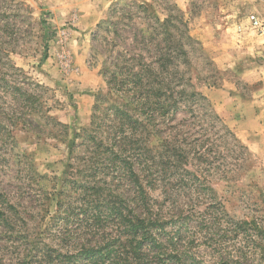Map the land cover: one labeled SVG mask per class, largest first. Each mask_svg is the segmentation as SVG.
I'll return each mask as SVG.
<instances>
[{"label":"rangeland","instance_id":"rangeland-1","mask_svg":"<svg viewBox=\"0 0 264 264\" xmlns=\"http://www.w3.org/2000/svg\"><path fill=\"white\" fill-rule=\"evenodd\" d=\"M130 1L0 0V192L22 210L23 227L40 234L44 244L64 251L68 237L82 229L77 228V212L69 215L68 222L61 213L65 204L59 211L56 193L63 188L69 164H82L93 148L87 141L73 146L74 125L78 131L89 127L94 111H99L103 126L98 138L120 131L113 115L104 117L110 100H117L115 94L109 95L104 75L107 55L114 48L107 27L111 22L116 29L123 27L115 37L117 49L133 47L135 27L112 19L119 14L112 8ZM138 1H147L155 9L175 3L202 47L193 52V63L202 75L216 70L218 85L195 79L208 98L207 112L199 107L193 112L179 111L167 119L162 132L174 139L177 129L183 130L189 143L205 152L206 159L189 165L204 168L202 178L208 183L202 191L204 197L197 198L196 209H188L190 195L182 186L169 189L173 183L156 176L150 189L165 215L175 213L179 205H188L184 206L186 212H194L182 229L184 241L195 255L190 264H223V257H235L237 249L255 236L236 235L227 223L213 224L204 212L206 204L199 208L198 201L207 203L215 196L223 201L231 223L257 218L264 229V117L257 111V103L251 105V100L259 98L260 88L264 89V36L247 23L252 12L264 15V0ZM214 113L232 133L221 127ZM55 119L68 125L67 130L56 125ZM146 132L145 142L139 143L157 148V135L149 129ZM211 161L214 164L209 166ZM134 169L142 173L138 163ZM98 175L110 181L113 172L102 166ZM70 201L78 204L73 195L66 197L67 206ZM174 224L169 220L162 239L174 233ZM5 231L0 224V264H20L27 250Z\"/></svg>","mask_w":264,"mask_h":264},{"label":"trees","instance_id":"trees-1","mask_svg":"<svg viewBox=\"0 0 264 264\" xmlns=\"http://www.w3.org/2000/svg\"><path fill=\"white\" fill-rule=\"evenodd\" d=\"M158 7L153 8L147 1L132 0L112 8L113 12L119 13L112 19L124 20L126 26L135 27L133 47L119 49L115 37L120 35L123 27L116 29L114 22L107 27L114 48L107 55L104 75L109 95L115 94L117 100H110L104 117L113 115L115 122L120 124V131L114 130L111 136L98 138L103 126L98 121L101 118L97 115L99 111H94L89 127L78 131L74 125L73 146L87 141L93 143V148L82 164H69L62 179L63 188L56 193L59 211L65 204L61 213L68 222L69 215L77 212V228L82 229L80 233L73 232L76 234L74 239L68 237L66 250L44 244L40 234L34 235L25 224L23 227L20 222L24 216L22 210L0 192V224L6 228L4 233L9 238H18L27 250L20 264H190V259H195L182 231L194 212H186L185 207L197 208V198L202 200V191L208 183L202 178L203 167L189 165L207 157L205 152L189 143L183 130L177 129L174 139L162 135V132L167 119L179 111L193 112L199 107L207 112L210 104L195 82L196 78L214 85L218 83L216 70L202 75L193 63V52L202 50V47L191 35L182 11L175 3ZM209 113L213 114V111ZM214 115L222 122L217 114ZM55 124L63 125L67 130L68 125L61 121L55 119ZM184 125L186 127L188 123ZM125 126L132 131L126 132ZM221 127L232 133L223 122ZM148 129L160 140L157 148L150 149L139 143L145 142ZM11 132L13 130L8 129V133ZM138 133L140 136L137 137ZM136 163L142 173L134 169ZM102 166L112 170L110 181L98 175ZM174 175L177 176L173 180ZM156 176L167 184L173 183L169 189L182 186L190 195L188 205H179L183 208L178 206L175 213L165 215L162 206H157L151 196L150 186H155ZM68 195L78 199V204L70 201L67 206ZM198 204L199 208L206 204L204 212L212 218L213 224L222 226L227 223L236 235L243 232L249 237L255 236L251 239L253 246L250 247L251 241L247 240L244 247L237 249L238 255L223 257V264H264L261 235L264 229L260 220L239 219L231 223L223 201L215 196H211L207 203L198 201ZM169 220L175 222L174 233L170 232L162 239Z\"/></svg>","mask_w":264,"mask_h":264},{"label":"built area","instance_id":"built-area-1","mask_svg":"<svg viewBox=\"0 0 264 264\" xmlns=\"http://www.w3.org/2000/svg\"><path fill=\"white\" fill-rule=\"evenodd\" d=\"M247 23L250 28L258 34L264 36V15L258 12H252L247 16Z\"/></svg>","mask_w":264,"mask_h":264},{"label":"crops","instance_id":"crops-1","mask_svg":"<svg viewBox=\"0 0 264 264\" xmlns=\"http://www.w3.org/2000/svg\"><path fill=\"white\" fill-rule=\"evenodd\" d=\"M260 89H261V91L259 93H261V94L258 95L259 98L257 100H251L253 102L251 105H255L257 103L258 104L257 111H262L261 115L264 117V105H263L264 104V89L263 88H260ZM211 93L212 94H217V93H214V92H211ZM254 110L256 111V108H254Z\"/></svg>","mask_w":264,"mask_h":264}]
</instances>
